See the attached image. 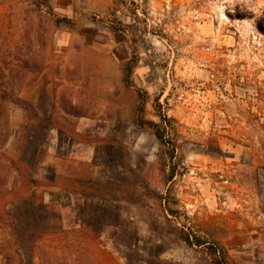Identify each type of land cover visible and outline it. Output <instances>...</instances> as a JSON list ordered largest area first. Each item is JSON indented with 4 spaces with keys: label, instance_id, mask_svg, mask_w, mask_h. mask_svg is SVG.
I'll return each instance as SVG.
<instances>
[{
    "label": "rangeland",
    "instance_id": "rangeland-1",
    "mask_svg": "<svg viewBox=\"0 0 264 264\" xmlns=\"http://www.w3.org/2000/svg\"><path fill=\"white\" fill-rule=\"evenodd\" d=\"M3 88L0 264H264V0H0Z\"/></svg>",
    "mask_w": 264,
    "mask_h": 264
},
{
    "label": "trees",
    "instance_id": "trees-1",
    "mask_svg": "<svg viewBox=\"0 0 264 264\" xmlns=\"http://www.w3.org/2000/svg\"><path fill=\"white\" fill-rule=\"evenodd\" d=\"M57 22L59 24L61 23V24L65 25V26H70V24L65 22L64 20L57 21ZM34 56L35 55L32 54L30 52V50H28L27 52L25 51V53H21V51L18 50L16 52V54L14 55V58H13V60H15L16 63H15L14 71L13 70L11 71V73H13L12 76L16 75V76L20 77V76H24L25 72H27V71L38 72L39 70H41L42 65H36V63H34ZM10 96H12L11 91H9L7 88L1 89V93H0V150L7 143V140L10 136V133H11L10 125H9V119H8V112H7V101H6L8 99V97H10ZM10 102L19 106L20 108H22L26 112V114L31 113L32 106L29 102H26V101H24L20 98H17V97H11ZM28 116L31 117L30 115H28ZM149 124L153 127L154 134H155L156 138L158 140H161L162 139V132L159 131L158 127L156 125H154L153 123H149ZM43 156H44V150L42 149L39 151L38 155H36V158L29 163L28 167L35 166L37 163L40 162V160ZM11 170L18 172V174L20 176L22 174L21 170L19 169L18 162L15 159H5V160L0 159V183H3L6 181V178L8 177ZM130 171L132 173H134L132 170H130ZM136 177L138 178V176H136ZM86 183L88 185L96 186L98 188H105L106 186H108V184H106V183L95 182V181H92L91 179H88L86 181ZM83 187L86 188L84 185H83ZM18 198L19 197L14 195V197H12L11 201H14ZM159 199H161V197H159ZM32 208H33V211L30 210V212H31L33 218L35 220L36 219L39 220L38 212H37L38 205L33 204ZM110 212H112L111 208L109 206L105 205L104 208L102 209V213H104V215L102 216L101 222H104L106 220L105 215L109 214ZM115 218H117V219L119 218L118 214H115ZM15 222H19L17 220V217L15 218ZM37 223H38V221H37ZM10 228L13 231V221H11V223H10ZM37 228L38 227H36L35 229L32 228L30 230L29 234L36 235L35 231L37 230ZM178 234H179L181 240L184 243H186L187 245L190 246V245L194 244L191 241L190 236L188 234H186L180 230H179ZM195 245L201 246V245H203V243H201L199 240H197ZM211 249H212L214 254L218 251L222 254V256H224V253L222 251H219L218 249H215L212 247H211ZM77 264H82V263L78 262Z\"/></svg>",
    "mask_w": 264,
    "mask_h": 264
}]
</instances>
